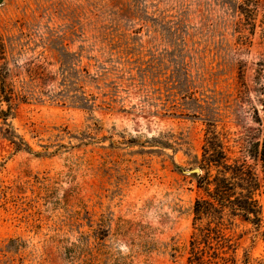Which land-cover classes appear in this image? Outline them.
<instances>
[{
  "label": "rangeland",
  "instance_id": "1",
  "mask_svg": "<svg viewBox=\"0 0 264 264\" xmlns=\"http://www.w3.org/2000/svg\"><path fill=\"white\" fill-rule=\"evenodd\" d=\"M1 75L0 264H187L209 123L264 186V0H3Z\"/></svg>",
  "mask_w": 264,
  "mask_h": 264
},
{
  "label": "trees",
  "instance_id": "2",
  "mask_svg": "<svg viewBox=\"0 0 264 264\" xmlns=\"http://www.w3.org/2000/svg\"><path fill=\"white\" fill-rule=\"evenodd\" d=\"M13 103L14 92L6 88V78L1 75L0 119L9 127L3 135L17 152L32 153L29 145L18 143L11 132L8 122L14 117ZM225 145L215 124L209 123L198 165L201 174L194 175L201 196L194 203L187 264H236V220L241 218L256 228L264 221V186L259 176L245 160L231 159ZM255 159L264 173V144Z\"/></svg>",
  "mask_w": 264,
  "mask_h": 264
},
{
  "label": "water",
  "instance_id": "3",
  "mask_svg": "<svg viewBox=\"0 0 264 264\" xmlns=\"http://www.w3.org/2000/svg\"><path fill=\"white\" fill-rule=\"evenodd\" d=\"M3 3V0H0V5ZM185 174H188V175H199L201 174V170L199 168L197 169H194L192 171H186L184 172Z\"/></svg>",
  "mask_w": 264,
  "mask_h": 264
}]
</instances>
